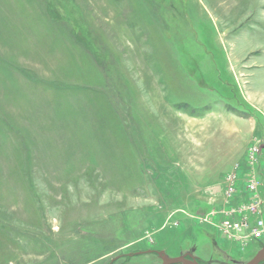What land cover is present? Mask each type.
Masks as SVG:
<instances>
[{
    "label": "rangeland",
    "instance_id": "374dc122",
    "mask_svg": "<svg viewBox=\"0 0 264 264\" xmlns=\"http://www.w3.org/2000/svg\"><path fill=\"white\" fill-rule=\"evenodd\" d=\"M262 138L264 0H0V264H244Z\"/></svg>",
    "mask_w": 264,
    "mask_h": 264
},
{
    "label": "built area",
    "instance_id": "2783aa9c",
    "mask_svg": "<svg viewBox=\"0 0 264 264\" xmlns=\"http://www.w3.org/2000/svg\"><path fill=\"white\" fill-rule=\"evenodd\" d=\"M263 141L264 139L262 138V140H259L257 144H253L251 147L253 155L258 153L257 156L254 157L258 162L255 168L257 178H254L250 185L251 189L259 194L257 199H255V203L251 206L257 211L256 214H254V219L251 218L250 215L243 213L238 219L225 218L222 222V228L226 233L255 241H261L264 238V174L262 171L260 159L261 149L259 146ZM230 188L231 191L234 190V187ZM261 190H263L262 193H260Z\"/></svg>",
    "mask_w": 264,
    "mask_h": 264
},
{
    "label": "water",
    "instance_id": "95a60500",
    "mask_svg": "<svg viewBox=\"0 0 264 264\" xmlns=\"http://www.w3.org/2000/svg\"><path fill=\"white\" fill-rule=\"evenodd\" d=\"M264 261V246L244 264H260ZM162 264H201L194 256L190 254L178 257L162 256Z\"/></svg>",
    "mask_w": 264,
    "mask_h": 264
},
{
    "label": "trees",
    "instance_id": "16d2710c",
    "mask_svg": "<svg viewBox=\"0 0 264 264\" xmlns=\"http://www.w3.org/2000/svg\"><path fill=\"white\" fill-rule=\"evenodd\" d=\"M241 103H243V104H245V105H247V106H249V107H251V109L253 108L249 103H247L246 101H244V100H241V99H239V98H236L235 99V104L237 105V106H240L241 107ZM246 113L247 114H251V111H246ZM260 247H262V245H260ZM259 247V248H260ZM264 262V261H263ZM262 262V263H263Z\"/></svg>",
    "mask_w": 264,
    "mask_h": 264
}]
</instances>
